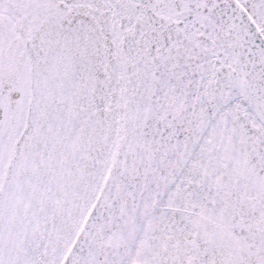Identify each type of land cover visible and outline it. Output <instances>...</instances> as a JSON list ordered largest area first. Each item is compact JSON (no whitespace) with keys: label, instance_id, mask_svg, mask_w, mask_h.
<instances>
[{"label":"snow or ice","instance_id":"obj_1","mask_svg":"<svg viewBox=\"0 0 264 264\" xmlns=\"http://www.w3.org/2000/svg\"><path fill=\"white\" fill-rule=\"evenodd\" d=\"M0 264H264V0H0Z\"/></svg>","mask_w":264,"mask_h":264}]
</instances>
